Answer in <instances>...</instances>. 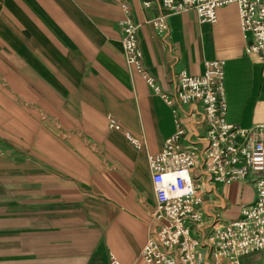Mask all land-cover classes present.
Listing matches in <instances>:
<instances>
[{"label":"crops","instance_id":"0c3cea01","mask_svg":"<svg viewBox=\"0 0 264 264\" xmlns=\"http://www.w3.org/2000/svg\"><path fill=\"white\" fill-rule=\"evenodd\" d=\"M160 12V0H0V264H146L147 155L161 150L176 116L186 128L190 118L125 62L123 17L136 25L144 69L161 91L173 94L178 71L197 75L205 60L222 58L227 120H264V60L245 51L250 33L236 3L217 7L213 22L193 9L170 14L165 30L151 23ZM255 198L248 178L216 183L188 229L205 236ZM239 262L264 264V245Z\"/></svg>","mask_w":264,"mask_h":264},{"label":"built area","instance_id":"2783aa9c","mask_svg":"<svg viewBox=\"0 0 264 264\" xmlns=\"http://www.w3.org/2000/svg\"><path fill=\"white\" fill-rule=\"evenodd\" d=\"M234 2L243 31L250 33L245 51L264 60V0H160L161 12L151 20L158 30L167 28L170 14L187 9L200 22H213L217 7ZM123 11L128 5L120 2ZM120 43L130 64L162 100L176 112V103L187 106L189 127L174 118V131L160 151L147 155L154 203L149 213L154 221L151 236L141 248L146 264H240L241 255L264 245V120L240 127L226 118L224 59L204 61V70L190 75L180 70L174 76L172 95L159 89L144 69L136 37V25L128 16L118 20ZM110 127L119 128L112 117ZM135 146L138 139L124 132ZM187 139L184 144L182 139ZM248 178L255 187L253 203L241 209L240 217L227 221L202 237L190 233L187 219L199 220L202 194L214 184ZM206 247L212 262L200 254ZM112 264H118L111 259Z\"/></svg>","mask_w":264,"mask_h":264}]
</instances>
